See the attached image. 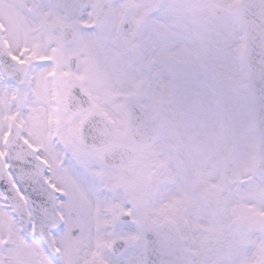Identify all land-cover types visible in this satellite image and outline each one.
I'll list each match as a JSON object with an SVG mask.
<instances>
[{
  "label": "snow or ice",
  "instance_id": "obj_1",
  "mask_svg": "<svg viewBox=\"0 0 264 264\" xmlns=\"http://www.w3.org/2000/svg\"><path fill=\"white\" fill-rule=\"evenodd\" d=\"M0 264H264V0H0Z\"/></svg>",
  "mask_w": 264,
  "mask_h": 264
}]
</instances>
